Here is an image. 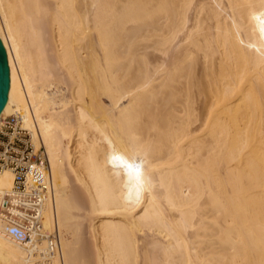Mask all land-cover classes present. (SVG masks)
Listing matches in <instances>:
<instances>
[{
    "label": "bare ground",
    "instance_id": "6f19581e",
    "mask_svg": "<svg viewBox=\"0 0 264 264\" xmlns=\"http://www.w3.org/2000/svg\"><path fill=\"white\" fill-rule=\"evenodd\" d=\"M262 27L264 0H0V125L45 147L57 235L0 213V264H264Z\"/></svg>",
    "mask_w": 264,
    "mask_h": 264
},
{
    "label": "built area",
    "instance_id": "2783aa9c",
    "mask_svg": "<svg viewBox=\"0 0 264 264\" xmlns=\"http://www.w3.org/2000/svg\"><path fill=\"white\" fill-rule=\"evenodd\" d=\"M10 169L14 188L4 195L0 213L10 235L25 243L45 237L54 245L56 233L43 231L41 207L50 188V164L45 147L32 141L18 116H9L0 125V171Z\"/></svg>",
    "mask_w": 264,
    "mask_h": 264
},
{
    "label": "water",
    "instance_id": "95a60500",
    "mask_svg": "<svg viewBox=\"0 0 264 264\" xmlns=\"http://www.w3.org/2000/svg\"><path fill=\"white\" fill-rule=\"evenodd\" d=\"M9 85L10 75L8 58L5 48L0 40V112L5 107L8 100Z\"/></svg>",
    "mask_w": 264,
    "mask_h": 264
},
{
    "label": "snow or ice",
    "instance_id": "6c2138e0",
    "mask_svg": "<svg viewBox=\"0 0 264 264\" xmlns=\"http://www.w3.org/2000/svg\"><path fill=\"white\" fill-rule=\"evenodd\" d=\"M261 31L264 32V27L261 28ZM114 159L119 165H121L126 170L129 175L136 174L138 176L140 169L137 165L125 160V158L121 156H116L114 157Z\"/></svg>",
    "mask_w": 264,
    "mask_h": 264
}]
</instances>
